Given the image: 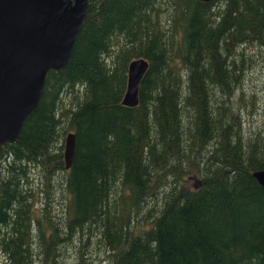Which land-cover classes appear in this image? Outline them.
Listing matches in <instances>:
<instances>
[{
  "label": "trees",
  "instance_id": "trees-1",
  "mask_svg": "<svg viewBox=\"0 0 264 264\" xmlns=\"http://www.w3.org/2000/svg\"><path fill=\"white\" fill-rule=\"evenodd\" d=\"M262 102L264 0H88L68 63L0 146V251L10 264L67 248L75 264H264Z\"/></svg>",
  "mask_w": 264,
  "mask_h": 264
},
{
  "label": "water",
  "instance_id": "water-1",
  "mask_svg": "<svg viewBox=\"0 0 264 264\" xmlns=\"http://www.w3.org/2000/svg\"><path fill=\"white\" fill-rule=\"evenodd\" d=\"M87 8L88 0H0V146L18 137L38 105L48 71L68 63ZM147 68L143 57L130 61L123 105H138ZM74 154L75 134L69 132L66 169L72 166ZM252 175L264 188V169Z\"/></svg>",
  "mask_w": 264,
  "mask_h": 264
},
{
  "label": "rangeland",
  "instance_id": "rangeland-1",
  "mask_svg": "<svg viewBox=\"0 0 264 264\" xmlns=\"http://www.w3.org/2000/svg\"><path fill=\"white\" fill-rule=\"evenodd\" d=\"M213 17V15L212 14H209L208 15V19L209 18H212ZM248 91H250V89L248 90ZM262 105H264L263 104V102L260 104V106H262ZM256 111H259V109H256ZM255 111L253 110V116L255 117V120H257V123H256V126H255V129L256 130H260V131H264V120L263 119H261V118H259V117H257V114H255ZM255 122V121H254ZM253 122V123H254ZM68 132H70V131H68ZM38 183V182H37ZM196 183V179H194V178H192V184H195ZM36 187H38V184H37V186ZM43 187H45L44 185H43ZM41 194H43V193H41ZM43 198L44 197H42V196H40L38 193H37V191H35V198H34V200H35V203H36V206L37 207H40V202H42L43 201ZM40 222H42V225L46 228V232L48 233V231H49V229H48V225H49V223L45 220V219H43L42 217L40 218ZM61 227V226H60ZM93 228V226H91V224H89V225H86V227L85 228ZM73 255V253H72V251H70L68 248L66 249V253H65V255L64 256H62L60 259H59V257H57L56 259H57V261H56V264L58 263V264H75L74 263V261H70L69 260V258H66V257H71ZM0 264H10V261H9V259L7 258V256H5L1 251H0Z\"/></svg>",
  "mask_w": 264,
  "mask_h": 264
}]
</instances>
